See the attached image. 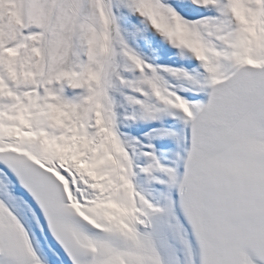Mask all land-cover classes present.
Wrapping results in <instances>:
<instances>
[{"label":"snow or ice","instance_id":"6c2138e0","mask_svg":"<svg viewBox=\"0 0 264 264\" xmlns=\"http://www.w3.org/2000/svg\"><path fill=\"white\" fill-rule=\"evenodd\" d=\"M0 264H264V0H0Z\"/></svg>","mask_w":264,"mask_h":264}]
</instances>
